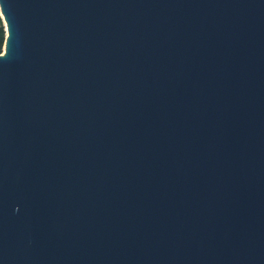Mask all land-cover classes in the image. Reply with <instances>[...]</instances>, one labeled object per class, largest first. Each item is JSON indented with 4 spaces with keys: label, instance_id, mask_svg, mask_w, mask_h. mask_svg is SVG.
I'll return each mask as SVG.
<instances>
[{
    "label": "water",
    "instance_id": "1",
    "mask_svg": "<svg viewBox=\"0 0 264 264\" xmlns=\"http://www.w3.org/2000/svg\"><path fill=\"white\" fill-rule=\"evenodd\" d=\"M0 19V264H264V0Z\"/></svg>",
    "mask_w": 264,
    "mask_h": 264
},
{
    "label": "trees",
    "instance_id": "2",
    "mask_svg": "<svg viewBox=\"0 0 264 264\" xmlns=\"http://www.w3.org/2000/svg\"><path fill=\"white\" fill-rule=\"evenodd\" d=\"M4 40H5V32H4V27L2 25V21L0 19V54L2 53Z\"/></svg>",
    "mask_w": 264,
    "mask_h": 264
},
{
    "label": "clouds",
    "instance_id": "3",
    "mask_svg": "<svg viewBox=\"0 0 264 264\" xmlns=\"http://www.w3.org/2000/svg\"><path fill=\"white\" fill-rule=\"evenodd\" d=\"M0 55H2V54H0Z\"/></svg>",
    "mask_w": 264,
    "mask_h": 264
}]
</instances>
